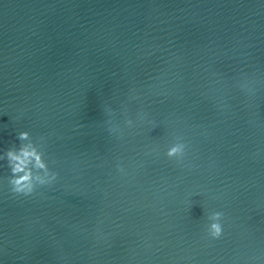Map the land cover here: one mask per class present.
<instances>
[{"label":"water","instance_id":"obj_1","mask_svg":"<svg viewBox=\"0 0 264 264\" xmlns=\"http://www.w3.org/2000/svg\"><path fill=\"white\" fill-rule=\"evenodd\" d=\"M0 264H264V0H0Z\"/></svg>","mask_w":264,"mask_h":264},{"label":"clouds","instance_id":"obj_2","mask_svg":"<svg viewBox=\"0 0 264 264\" xmlns=\"http://www.w3.org/2000/svg\"><path fill=\"white\" fill-rule=\"evenodd\" d=\"M29 133L21 132L19 139L21 141L28 140ZM42 139V138H41ZM182 151V146L172 147L167 155L172 157ZM44 153L41 152L35 144L22 145L18 149H9L6 151L4 159L7 161L10 169V177L8 183L10 190L14 194L29 196L34 193L37 185H49L57 178V173L49 170L48 164L43 159ZM43 171L44 175L39 173ZM222 213L213 214V219H220ZM211 235L214 239H218L223 234V228L219 223H212L210 226Z\"/></svg>","mask_w":264,"mask_h":264}]
</instances>
